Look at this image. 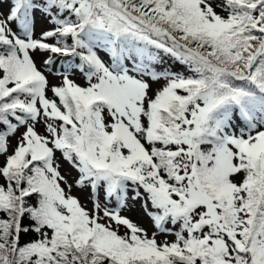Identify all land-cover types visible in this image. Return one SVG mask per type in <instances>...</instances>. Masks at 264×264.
I'll list each match as a JSON object with an SVG mask.
<instances>
[{
  "label": "snow or ice",
  "instance_id": "snow-or-ice-1",
  "mask_svg": "<svg viewBox=\"0 0 264 264\" xmlns=\"http://www.w3.org/2000/svg\"><path fill=\"white\" fill-rule=\"evenodd\" d=\"M0 264H264V0H0Z\"/></svg>",
  "mask_w": 264,
  "mask_h": 264
}]
</instances>
